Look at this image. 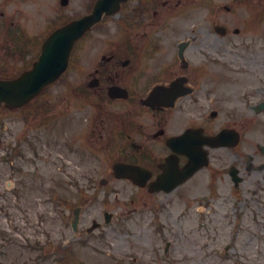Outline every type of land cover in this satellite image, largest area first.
<instances>
[{
	"label": "rangeland",
	"instance_id": "1",
	"mask_svg": "<svg viewBox=\"0 0 264 264\" xmlns=\"http://www.w3.org/2000/svg\"><path fill=\"white\" fill-rule=\"evenodd\" d=\"M178 1L157 0L156 19L122 14L120 22H131L135 24L134 28H138V31L131 32L129 38L134 40L133 45L145 47L155 37L157 28L169 29L163 32L168 48L174 43L175 34L180 38L185 32L196 29L192 34L197 36L208 29L209 46L203 48L207 55L200 53L201 47H196L190 55L192 60L222 62L226 65L227 76L246 75L241 68L245 65L254 70L253 56L264 60L257 44L253 47L256 41L251 35L249 14L245 12L247 7H243L237 16L222 13L219 20L207 19L202 7L186 6L187 15L179 13L173 17L166 14ZM181 1L187 3L189 0ZM86 2L72 0L66 14L73 17L84 13ZM48 10L50 19L54 12L51 8ZM117 20L118 16L110 18L77 49L75 59L81 68L71 69L65 81L50 89L49 97L42 104L39 103L43 97L40 95L35 103L20 110L0 109V264H57L55 258L38 259L43 251L31 247V242L42 245L45 239L61 237L60 208L68 210L74 207L81 208L80 229L73 233L66 225L64 231L65 243L72 245L76 242L75 249L68 256L71 264H264V205L258 204L246 192L253 183L261 186L258 173L243 174L240 192L232 190L226 175V180L217 182L219 193L206 194L207 198L202 203L196 202L198 197L190 205L169 195L160 197L165 200L157 207V201L156 205L144 204V199L135 197L141 192L130 183L109 175V162L104 159L101 146L89 138H85L86 145L82 148H75L68 140L64 141L69 134L79 132L91 112L89 106L87 111L80 109L87 108L85 101L93 104L95 90L90 99H86L81 94L84 89L81 86L86 87L96 75V69L106 65L102 62L106 50L122 45L117 35ZM223 24L233 29L244 28L243 33H230L219 40L214 28ZM42 31H34L32 36L18 35L17 45H14L16 57H10L9 51L3 52L2 63L7 66L16 64V73L31 66L30 63L40 53ZM27 38L38 43L33 52L27 50ZM217 44L219 48L215 47ZM115 52L120 53V58L124 54L117 47L108 54ZM149 61L154 63L153 58ZM262 71L259 70L258 76ZM76 85L80 86V91L75 90L76 93L72 92L71 97L66 98L67 87ZM104 97L109 100L106 94ZM69 100L74 103L69 105ZM118 105L108 108L116 109ZM93 106V110H97ZM41 109L47 110L51 125L44 129ZM62 109L68 113L67 117L60 114ZM256 118L258 120L251 132L255 144L241 149L243 165L248 158L247 150L257 152L261 161L264 160L259 149L264 146V113ZM225 159L237 163L232 155L226 154ZM209 179L211 184L212 177ZM102 180L107 183L102 184ZM51 189L58 198L56 206L50 201ZM261 198L264 199V193ZM131 199H136L135 203H131ZM202 204L205 205L204 213L200 214L198 209ZM187 205L190 207L186 211ZM106 212L112 215L108 225L104 224ZM93 221L102 223V229L86 235V228L91 227ZM153 241H157V245ZM167 242L171 243L168 258L164 252ZM153 247L157 258L152 253Z\"/></svg>",
	"mask_w": 264,
	"mask_h": 264
},
{
	"label": "flooded vegetation",
	"instance_id": "2",
	"mask_svg": "<svg viewBox=\"0 0 264 264\" xmlns=\"http://www.w3.org/2000/svg\"><path fill=\"white\" fill-rule=\"evenodd\" d=\"M86 1L88 3L84 7L87 10L89 7L92 11L97 0ZM132 3L135 5H131ZM60 4L61 0H0V79H11L17 74L16 64L7 66L2 63L3 52L9 51L10 57H16L14 45H17L18 35L32 36L37 30H43L42 35L48 34L51 22L65 18L66 7ZM186 6L202 7L207 19L213 20H219L222 13L227 16L240 15L242 8L247 7L245 12L249 14L251 35L256 41L253 47L257 44L258 51L264 55V0H189L187 3L179 0L166 14H172L173 17L179 13L187 15ZM123 7L135 18L146 16L156 19L158 14L157 0H153V3L151 0H129ZM50 8L54 16L49 19ZM214 29L218 32L219 40L220 37L225 38L230 33L238 35L244 30L233 29L226 24ZM168 30L157 28L155 37L145 47L133 45L134 40L129 39L127 43L116 46L124 53L121 58L118 52L108 54L116 47L106 50L103 61L101 60L106 65L96 69V75L86 87L81 86L84 88L81 89V94L86 99H90L95 90L93 104L97 110H93L94 106L90 101H85L87 108L79 109L84 112L89 106L91 112L87 113L79 132L69 134L64 141L68 140L76 148H82L86 145L85 138H89L101 146L104 159L111 164V177H115L114 166L117 164L141 168L140 175L130 174L124 181L135 189V179L144 183L143 187L136 189L141 192L136 197L144 199L142 201L146 205H156L157 201V207H160L165 200L160 197L169 195L180 201L200 197L198 201L204 202L207 198L205 195L210 193L213 185H217L227 174L231 178L233 171L237 175H241L242 171V175L256 172L264 182V160L261 161L259 154L247 150L245 165L240 156L241 149L255 144L251 134L255 122L248 116L264 113V60L253 56L254 70L245 65L241 68L246 75L227 76L226 65L222 62L209 59L196 61L190 58L196 47H201L200 53L207 55L203 48L209 46L208 29L197 36L192 34L196 29L185 32L180 38L175 34L171 48L166 46V39H163V32ZM130 31H138V28ZM197 42L199 43L196 44ZM32 46L29 41L27 50L31 51ZM215 47L219 48V45ZM151 58L154 60L153 64L149 61ZM259 70H263L260 76L257 74ZM114 87L122 90H118L120 94L116 99L110 97V90ZM154 89L158 90L153 101L146 103ZM78 90L80 91V86ZM67 103L72 105L74 102L69 100ZM114 104H119V108H108ZM62 115H68L65 109ZM69 121L68 119L67 122ZM226 131L231 134L224 142L230 143L231 139L235 140L238 136V143L230 148L213 144ZM259 149L264 155V150L261 147ZM226 154L232 155L237 163L225 159ZM191 160L195 165L189 164ZM205 160L207 166L197 169L192 176L166 192V189L187 177L188 168L200 167ZM211 177L213 184H210ZM156 184L157 187L154 188ZM246 192L256 202L263 204L261 195L264 188L250 187ZM135 201L136 199H131L132 203ZM75 208H60L58 221L61 237L56 240L45 239L42 245L37 246L36 242H31L34 248L42 249V257L55 258V261L58 260L57 264L70 261L68 256L75 249L76 242L72 245L65 243L64 231L66 225L73 233L80 229L74 226L77 218ZM79 223L81 224L80 215ZM89 232V228H86L85 234L88 235ZM153 243L157 245V241ZM155 250L153 247L152 253L157 258Z\"/></svg>",
	"mask_w": 264,
	"mask_h": 264
},
{
	"label": "water",
	"instance_id": "3",
	"mask_svg": "<svg viewBox=\"0 0 264 264\" xmlns=\"http://www.w3.org/2000/svg\"><path fill=\"white\" fill-rule=\"evenodd\" d=\"M122 0H100L92 15L55 32L44 44L34 69L10 81H0V104L18 108L27 104L66 70L75 42L97 24L104 13L112 14ZM116 6V7H115Z\"/></svg>",
	"mask_w": 264,
	"mask_h": 264
}]
</instances>
